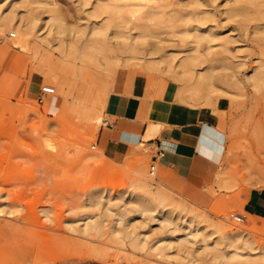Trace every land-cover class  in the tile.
<instances>
[{
  "label": "rangeland",
  "instance_id": "rangeland-1",
  "mask_svg": "<svg viewBox=\"0 0 264 264\" xmlns=\"http://www.w3.org/2000/svg\"><path fill=\"white\" fill-rule=\"evenodd\" d=\"M29 1L0 0V18L8 13L14 17L11 26L0 30V264H264V214L245 208L249 191L264 189V0H112L111 5L109 0H54L52 15L48 6ZM94 2L102 8L117 6L115 18H123L117 20L123 47L114 38L108 45L113 51L90 41L85 48L90 53L85 62L92 59L89 68L76 50L82 52L88 29L106 19L105 12L96 20L88 14ZM186 9L189 17L177 21V13ZM53 19L65 24L64 31ZM20 20H29L34 36L44 41H32L25 50L9 46L18 36L13 25ZM59 31L64 32L60 37ZM134 32L148 43L136 36L126 40L125 35ZM129 48L133 50L127 52ZM63 49L67 58L73 55L65 63ZM186 53L198 56L193 73L212 70L213 89L206 99L188 100L189 92L184 100L178 96L182 86L190 85L176 72ZM97 56L122 58L107 71ZM49 66L63 71L71 85L64 103L56 81L46 73ZM123 71L146 78L150 111L141 121L164 127L155 93L165 87L171 102L196 107L206 117L202 120L216 126L219 140L215 148L208 147L215 162L211 179L176 191L157 178L158 161L150 174L158 149L154 141L163 139L160 130L138 135L117 157L97 146L100 130L113 121V87ZM86 72L91 82L84 78ZM46 84L55 91L39 102V89ZM45 140L52 147L44 146ZM137 179L162 192L168 206L176 203L181 217L153 218L131 209L126 197L115 198L134 190ZM95 187L110 194V203L102 198L98 206L88 204L86 195ZM124 208L129 210L121 212ZM117 212L125 213L127 223L117 219ZM91 220L98 229L85 228Z\"/></svg>",
  "mask_w": 264,
  "mask_h": 264
},
{
  "label": "crops",
  "instance_id": "crops-1",
  "mask_svg": "<svg viewBox=\"0 0 264 264\" xmlns=\"http://www.w3.org/2000/svg\"><path fill=\"white\" fill-rule=\"evenodd\" d=\"M69 81L59 90L62 102L68 101ZM146 78L140 73L129 74L126 71L116 77L112 105L113 121L106 122L96 141L109 157H117L126 143L135 141L138 135L159 132L161 124L155 121H141L149 110L146 99ZM165 87H159L155 96L162 106L160 130L164 140L170 141L163 156L158 160L157 178L176 191H184L190 183L200 186L202 181L211 179L215 162L210 157L208 147L215 148L218 142L216 126L202 120L196 107L171 102V97L164 93ZM152 139V138H151ZM162 139V140H163ZM142 140V139H141ZM162 140L156 139L157 148ZM245 208L256 215L264 214V189H251L245 200Z\"/></svg>",
  "mask_w": 264,
  "mask_h": 264
},
{
  "label": "bare ground",
  "instance_id": "bare-ground-1",
  "mask_svg": "<svg viewBox=\"0 0 264 264\" xmlns=\"http://www.w3.org/2000/svg\"><path fill=\"white\" fill-rule=\"evenodd\" d=\"M27 2V1H29V0H23V2ZM33 1H35V0H33ZM32 0L31 1H29L28 2V4L29 3H34V4H37L38 6H40L41 4H42V6L43 5H45V6H48V9L49 10H52V9H54V6L56 5L55 4V1L54 0H36L35 2H33ZM96 1V0H95ZM108 1V0H107ZM115 1V0H114ZM114 1L112 2V0L110 1L109 0V4L111 5L112 3H114ZM86 2H88V0H84V3H86ZM91 2V1H90ZM96 2H98V1H96ZM100 2V1H99ZM117 2V1H116ZM237 2H240V1H237ZM249 2V1H248ZM256 2V1H255ZM57 3V2H56ZM108 3V2H107ZM28 4H27V6H28ZM32 4H30V5H32ZM40 4V5H39ZM25 5V4H24ZM104 5H107V4H104ZM103 6V5H102ZM26 7V6H25ZM29 7V6H28ZM117 7V6H116ZM102 8L100 5H98V4H95V2H94V5H91V7L89 8V9H87L88 11H89V13L88 14H90V15H92V16H94V20H96V18L95 17H99L100 16V14H102L103 12H105L106 13V16L104 17V18H106L105 19V21L104 22H102L101 24H98V25H96V24H93L91 27H90V29H88L89 31H88V34H89V38H83L84 39V41H85V44L83 43L82 45H83V47H82V52L81 51H77L76 50V54L77 55H79V57L80 58H82V61H87L88 60V57L90 56L89 54L90 53H86V51H85V48H87V47H89V46H87L88 45V43L90 42V41H93V42H97V43H100V44H106V47L107 48H105V50H109V51H113L114 49H112L113 47L112 46H108V45H110L109 43H110V39H112V38H114L115 39V43H117L118 44V42L120 43V45L122 46L123 45V43H121V40H118L120 37H123L122 35H123V33L118 29L119 28V25H118V22H117V20L121 17H119V18H117V20H116V18H115V14H116V12H118V11H115V10H118V8ZM260 7V6H259ZM57 8L58 7H55V10H57ZM31 9H32V7H30V10L28 11V14L27 15H30L32 12H30L31 11ZM237 9V8H236ZM255 9V8H254ZM176 10V9H175ZM181 10V9H180ZM231 10V9H230ZM46 11H47V8H46ZM124 11V10H123ZM185 11V10H184ZM49 12V11H48ZM178 12H180V11H178ZM181 12H183V11H181ZM186 13H181L180 15H179V13H177L178 14V17H177V21H180L181 23L182 22H184V21H186V19L189 17L188 16V14L190 13H187V9H186V11H185ZM236 12V11H235ZM244 13V12H243ZM9 15L7 16V17H3V18H0V30H2V29H4V28H7L8 26H11L12 25V23H13V18L14 17H12V15L10 14V13H8ZM52 14H56V13H54L53 12V10L51 11V15ZM127 14V13H126ZM174 14H176V13H174ZM14 16V15H13ZM55 16V15H54ZM173 16V15H172ZM191 16V15H190ZM28 17V16H27ZM35 17V16H34ZM37 17V16H36ZM51 17V16H50ZM116 17H118V16H116ZM132 17V16H131ZM174 17V16H173ZM57 18V17H56ZM47 19V18H46ZM103 19V18H102ZM121 19H123L122 17H121ZM121 19H119V20H121ZM35 20H37V19H35ZM54 21H58V20H56V19H53ZM93 20V19H92ZM21 21H26V20H20L19 22H18V24L17 25H13V28H15V30L17 31V33H18V36H16L17 38L16 39H14V40H12L11 42H10V45L9 46H11L12 48H18V49H21V50H25V49H27L28 47H30V46H28V45H32V43H30V42H32V41H38V42H41L43 39H44V37L42 36V37H40V36H34V33H36V30L33 32V29L35 28L34 26H32L31 27V25L29 24V25H27V23H29V20L28 21H26V24H22L21 23ZM50 21H51V19H50ZM133 21V20H132ZM135 21H136V19H135ZM34 22H36V21H34ZM49 22V21H48ZM93 22V21H92ZM96 22V21H95ZM136 22H139V20L138 21H136ZM15 23H17V22H15ZM42 23V22H41ZM53 24L54 23H56L57 25H60V27L63 25H65V24H60L61 22H52ZM98 23V22H97ZM100 23V22H99ZM131 24H133V23H131ZM172 24V23H171ZM174 24H176V23H174ZM43 25V24H42ZM49 25H50V22H49ZM79 25V24H78ZM125 25V24H124ZM63 26H62V30L64 31V28H63ZM87 26H89V25H87ZM140 25H138L137 27L139 28V29H142L141 28V26L139 27ZM186 26V25H185ZM110 27H113V29L112 30H110ZM122 27H125V26H121V28ZM130 26H128V28H129ZM196 27V26H195ZM73 28V27H72ZM78 28H80V27H78ZM86 28H89V27H86ZM127 28V27H126ZM38 29V28H37ZM50 29H55V28H51V26H50ZM50 29H48V30H50ZM74 29H75V27H74ZM151 29V28H150ZM186 29V28H185ZM196 29V28H195ZM132 30H134V29H132ZM189 30V29H188ZM194 30V29H193ZM61 32V31H59V37H60V32L61 33H64V32ZM74 31V30H73ZM72 31V33H74ZM85 30H82V36H84L83 35V32H84ZM141 31V30H140ZM148 31V30H147ZM147 31H145V32H147ZM187 30H185V31H182V29H180V32H186ZM55 32L56 33H58L57 32V30L55 29ZM79 32V31H78ZM86 32V31H85ZM151 32H153V31H151ZM189 32V31H188ZM51 33H53V32H51ZM187 33V32H186ZM75 34V33H74ZM78 34H80V33H78ZM136 34H139V32H134L133 34L132 33H128V34H126L125 35V38H126V40H134V39H136V38H134L135 36H136ZM156 34H158V33H156ZM191 34V33H190ZM14 35V34H13ZM16 35V34H15ZM62 35V34H61ZM160 35V34H159ZM197 34H193V36H196ZM75 36H78V35H76L75 34ZM74 36V37H75ZM81 36V35H80ZM149 36V35H148ZM147 36V37H148ZM199 36V35H198ZM208 36V35H207ZM85 37V36H84ZM88 37V36H87ZM119 37V38H118ZM136 37H139V38H137L136 40L138 41V40H140L141 41V43L143 42V40L144 41H146V38H144V39H140V36L138 35V36H136ZM157 37H161V36H158L157 35ZM200 37V36H199ZM62 38V37H61ZM71 38H73V37H71ZM142 38V37H141ZM149 38V37H148ZM194 38H196V37H194ZM198 38V37H197ZM79 39V38H78ZM150 39V38H149ZM198 40V39H197ZM44 41V40H43ZM140 41H138V42H140ZM45 42H46V40H45ZM147 43H148V41H146ZM152 42V41H151ZM161 42V41H160ZM159 42V43H160ZM198 42V41H197ZM97 43H95V44H97ZM113 44H114V42H112ZM125 43H127V42H125ZM141 43H135V44H137L138 46L139 45H141V46H143V44H141ZM146 43V44H147ZM33 44H35V43H33ZM58 44H60V43H58ZM112 44V45H113ZM135 44H132V45H135ZM154 44H156V43H154ZM99 44H97V46H98ZM127 45V44H126ZM131 45V46H132ZM8 46V45H7ZM34 46V45H33ZM103 46H105V45H103ZM128 46H130V44H128ZM127 46V47H128ZM155 46H157L158 48H159V45H155ZM195 46H197V45H195ZM68 47V46H67ZM73 47V46H72ZM123 47V46H122ZM194 47V46H193ZM98 48V47H97ZM103 48V47H102ZM120 48V47H119ZM119 48H117V49H119ZM151 48V47H150ZM161 48V47H160ZM194 48H198V47H194ZM77 49V48H76ZM99 49H101V48H99ZM193 49V48H192ZM36 50V49H35ZM69 50V49H68ZM71 50V49H70ZM87 50H89V48L87 49ZM133 50V48L131 49V48H129V50H127V52H129V51H132ZM163 50V49H162ZM194 50V49H193ZM60 51H62V54H61V59H63V58H66V61L65 60H63L64 62L63 63H65V62H67V60L69 59V58H73V55H72V57H69V58H67L66 56V49L64 50H60ZM97 51V50H96ZM102 51V50H101ZM120 51V50H119ZM124 51V50H123ZM35 52H37V51H35ZM78 52H81V53H79L78 54ZM188 52V51H187ZM73 53V52H72ZM124 53V52H123ZM115 54V53H114ZM187 55H185V57H183L182 59H181V61L180 62H178L179 63V67L178 68H180V69H177L176 70V72H177V74H178V78L179 79H181V80H183V81H187V82H189L190 81V85L189 86H187V87H185V85L184 86H182L183 88H180L179 90H178V96L181 98V99H183L184 100V98H185V92H189V94H190V96H191V98H187L188 100L189 99H192L193 98V96H194V98H197L196 100H199L200 98H207L208 97V95H209V93H211L210 92V90L211 89H213V87L210 89V87H211V85L213 86V83H211V80H212V78H211V71L212 70H210V71H208V73H210V74H208L207 72H204V71H206V70H203L202 69V71H198V72H195V73H193V70H192V65H193V63H194V61L196 60V59H198V56H196V55H194L193 53H186ZM77 55H75L74 57H76ZM81 55H82V57H81ZM110 56V55H109ZM109 56H104V58L102 59L101 58V56H97L98 58H100V59H102V60H104V68L105 69H107V71L108 70H111V69H113L116 65H117V63L120 61V59L122 58H114V59H111V58H109ZM136 56V55H135ZM208 56V55H207ZM112 57H114V56H112ZM120 57V56H119ZM160 57H162V56H160ZM219 57V56H218ZM77 58V57H76ZM75 58V59H76ZM87 58V60H85ZM134 58H136V57H134ZM139 58V57H138ZM226 58V57H225ZM59 59V58H58ZM92 59H90L89 60V63L87 64L86 62L84 63L85 65H87L88 67L90 66V64H91V61ZM102 60H101V62H102ZM129 60V59H128ZM82 61H81V63H82ZM197 61V60H196ZM54 62V61H53ZM52 62V63H53ZM55 62H57V60L55 61ZM55 62H54V65H57L58 63H56L55 64ZM73 62H74V60H73ZM88 62V61H87ZM139 62V61H138ZM213 62V61H212ZM75 63V62H74ZM121 63V62H120ZM204 63V62H203ZM208 63V62H207ZM210 63V62H209ZM61 64V63H60ZM84 64L82 63L81 64V66L80 67H84ZM140 64V63H139ZM211 65V64H210ZM74 66V65H73ZM77 66L78 65H76V67L75 68H77ZM92 67H93V65H91ZM57 67H59V69L61 68V67H63V66H57ZM87 67V68H88ZM101 67V66H100ZM71 68V67H70ZM85 68V67H84ZM84 68H82L81 70H83L84 71ZM89 68H91V67H89ZM59 69L58 68H56V67H50L49 66V68L47 69V71H46V73H47V75L49 76V77H51V78H53L55 81H56V85H57V90H59L66 82H68V80L66 79V77H64L63 75H62V73H64L63 71H59ZM67 69H69V68H67ZM74 69V68H73ZM78 69V68H77ZM75 70V71H78V70ZM80 69V68H79ZM94 69V68H93ZM61 70H64V69H61ZM65 70H66V68H65ZM64 70V71H65ZM90 70V69H89ZM101 70H104V69H101ZM69 72V71H68ZM71 72V71H70ZM79 72V71H78ZM82 72V71H81ZM99 72V71H98ZM102 72V71H101ZM65 73H66V71H65ZM77 73V72H76ZM102 73H104V71L102 72ZM68 74V73H67ZM81 74V73H80ZM83 74V73H82ZM87 74V72L85 73V74H83L84 75V78H85V75ZM70 75V74H69ZM79 75V74H78ZM83 75H80V76H83ZM218 75V74H217ZM253 75V74H252ZM258 75V74H257ZM87 76H90V75H87ZM92 76V75H91ZM215 75H213V77H214ZM254 76V75H253ZM71 77H73L72 75H71ZM75 77V76H74ZM94 77V76H93ZM249 77V76H248ZM255 77V76H254ZM87 78H89V77H87ZM96 78V77H95ZM221 78H224V77H221ZM86 79V78H85ZM97 79V78H96ZM251 79L252 78H250V81H251ZM255 79H258L257 77L255 78ZM60 80V81H59ZM86 80H89V79H86ZM85 80V81H86ZM92 80H93V78H92ZM213 80H214V78H213ZM223 80V79H222ZM259 80H261V79H259ZM258 80V81H259ZM262 80H264V79H262ZM88 82H91V80H89ZM94 82H98V79L97 80H95ZM260 83V82H259ZM261 84V83H260ZM69 86H68V90H67V92L66 93H69L70 92V88H71V85H70V83L68 84ZM186 85H188V83L186 84ZM252 85H254V84H252ZM54 91H55V88H54ZM213 91V90H212ZM214 91H215V89H214ZM189 94H187V95H189ZM186 95V96H187ZM211 95V94H210ZM187 97H189V96H187ZM199 98V99H198ZM187 99H185V100H187ZM188 100L186 101V102H188ZM208 100V99H207ZM193 101V100H192ZM200 101V100H199ZM194 104V103H193ZM201 104V103H200ZM206 103L204 102V104L202 103L201 105H205ZM198 105V104H197ZM206 106V105H205ZM207 106H209V104H207ZM68 134V133H67ZM65 144V143H64ZM161 144H162V147L163 148H168L169 147V145L171 144L170 143V141H167V140H162V142H161ZM49 146V147H52V143L50 142V141H48V140H45V145L44 146ZM93 157V156H92ZM151 174V173H150ZM154 174V173H153ZM152 174V175H153ZM139 177V176H138ZM141 178V177H140ZM160 187V186H159ZM158 187V188H159ZM163 187H165V190L167 189V190H169L170 191V189H168V187L167 186H163ZM124 188V187H123ZM161 188H162V185H161ZM157 190V189H156ZM119 192V191H118ZM164 194H162V192L160 193L159 191H154V189H151V187L149 186V183L148 182H146L145 180H142V179H137L136 181H135V187H134V190H133V188H132V190H130V191H124V192H121V193H119V194H117L116 196H115V198L116 199H123L124 197H126V202L129 204V206H131V209H134V208H136L135 210L136 211H139L140 212V214H145L146 212L148 213H150L151 215H152V217L153 218H158V217H160V216H162L163 217V219L164 220H170L169 218H172L173 216H177V218H180L181 216H180V213H181V208H179V206L178 205H176V203H173V205H170V206H168V204H166L165 203V201H166V198L163 196ZM102 198H106L107 199V202L108 203H110L109 201H110V199H111V197H110V194L107 192V191H104L102 188H92L88 193H87V195H86V200H87V202H88V204L90 205V206H92V207H94V206H98V205H100L101 203H102ZM168 201V200H167ZM171 204V203H170ZM175 204V205H174ZM135 206V207H134ZM157 208H158V210H157ZM125 209L126 208H124L123 209V211H121V212H125ZM106 210H109V207L107 206V208H106ZM127 211L129 210L128 208L126 209ZM157 210V211H156ZM126 211V212H127ZM107 212V211H106ZM125 212V213H126ZM125 213H124V216H125ZM117 214H118V218L117 219H119V220H124V219H122V217H124L123 216V213H118L117 212ZM116 214V215H117ZM128 216V215H127ZM126 216V217H127ZM132 217V216H131ZM175 218V217H174ZM191 218V217H190ZM192 218H194V217H192ZM126 219V218H125ZM129 220L131 219L130 217L128 218ZM126 220H124V222H125ZM90 222V223H89ZM89 222H87L86 223V229H92V228H95V229H98V228H96L97 226H98V224L97 223H95V222H93V220H91V221H89ZM93 222V223H92ZM100 223V222H99ZM125 223H127V222H125ZM123 229V228H122ZM124 230V229H123ZM195 230H199V228L197 227V228H195ZM227 237V236H226ZM229 237V240H231L230 239V236H228ZM233 242H232V240H231V242H230V244H232ZM240 256V254H236V253H231L229 256H231V257H234V256ZM241 263H243L242 261H241ZM257 263H259V262H257ZM247 264H252L251 262H247Z\"/></svg>",
  "mask_w": 264,
  "mask_h": 264
},
{
  "label": "built area",
  "instance_id": "built-area-1",
  "mask_svg": "<svg viewBox=\"0 0 264 264\" xmlns=\"http://www.w3.org/2000/svg\"><path fill=\"white\" fill-rule=\"evenodd\" d=\"M54 93V87L51 85H42L39 89V94H38V101L43 102V100L48 96ZM164 150L161 148V143L158 146V149L156 150L155 155L152 156V164L150 165V170L149 172L153 174L156 169V162L163 156ZM235 219L237 220H242V217L240 216H234Z\"/></svg>",
  "mask_w": 264,
  "mask_h": 264
}]
</instances>
